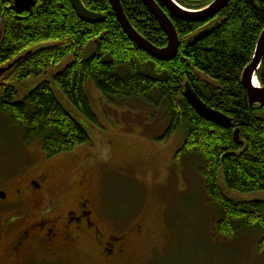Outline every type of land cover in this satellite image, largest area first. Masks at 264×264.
I'll use <instances>...</instances> for the list:
<instances>
[{"label": "trees", "instance_id": "16d2710c", "mask_svg": "<svg viewBox=\"0 0 264 264\" xmlns=\"http://www.w3.org/2000/svg\"><path fill=\"white\" fill-rule=\"evenodd\" d=\"M174 1L198 11L215 0ZM34 2L30 12L19 13L14 0H0V68L14 65L0 79V116L24 142L39 143L55 159L93 146L81 124H98L85 92L88 81L110 104L142 101L162 110L169 122L165 139L185 134L176 158H200V174L219 213L218 233L233 238L240 231L254 232L264 253V203H236L221 185L224 181L229 191L242 195L264 193V108L250 106L242 84L264 32V0H231L205 23L177 19L162 7L181 41L171 62L156 60L129 40L110 0H82L86 9L106 17L96 25L81 21L70 0ZM120 2L140 36L159 49L167 47L165 33L141 0ZM92 43L95 53L86 58ZM70 57L71 65L50 75ZM41 77L49 79L36 85ZM257 77L264 87V59ZM188 90L230 119L231 127L200 117L185 97Z\"/></svg>", "mask_w": 264, "mask_h": 264}, {"label": "rangeland", "instance_id": "374dc122", "mask_svg": "<svg viewBox=\"0 0 264 264\" xmlns=\"http://www.w3.org/2000/svg\"><path fill=\"white\" fill-rule=\"evenodd\" d=\"M94 53L92 43L85 57ZM72 62L73 57L68 58L50 75L63 72ZM47 79L41 77L36 85ZM85 92L98 124H81L93 146L54 159L63 172L53 183L71 191L67 203L75 192H83L94 203L99 221L117 235L142 225L143 232L129 237L134 264H264L254 232L240 231L233 238L218 233L219 213L200 174V158H176L185 134L165 139L169 122L162 110L142 101L110 104L92 81L86 82ZM47 163L41 145L24 142L0 116V188L19 187ZM79 181L82 188H77ZM221 185L236 203H264V193L242 195L229 191L224 181ZM1 213L0 229L5 217Z\"/></svg>", "mask_w": 264, "mask_h": 264}, {"label": "flooded vegetation", "instance_id": "af4514ba", "mask_svg": "<svg viewBox=\"0 0 264 264\" xmlns=\"http://www.w3.org/2000/svg\"><path fill=\"white\" fill-rule=\"evenodd\" d=\"M47 162L19 187L0 188V212L5 214L0 264H134L129 237L143 232L142 225L117 235L99 221L94 203L83 192H75L67 203L71 191L53 183L63 170L54 158L47 157ZM82 186L79 181L77 188ZM141 258L149 261L148 256Z\"/></svg>", "mask_w": 264, "mask_h": 264}, {"label": "water", "instance_id": "95a60500", "mask_svg": "<svg viewBox=\"0 0 264 264\" xmlns=\"http://www.w3.org/2000/svg\"><path fill=\"white\" fill-rule=\"evenodd\" d=\"M148 9L152 17L157 21L168 41L166 48L159 49L146 41L129 23L120 0H110L113 11L120 23L124 33L129 40L141 51L151 55L158 61L171 62L175 60L180 52L181 41L173 21L164 11H168L177 19L191 23H205L215 19L230 3L231 0H215L206 8L198 11H192L182 8L174 0H141ZM71 5L78 18L88 24L96 25L106 22V17L89 11L85 8L82 0H70ZM34 0H14V8L19 13L30 12L34 7ZM162 5V6H161ZM164 9H163V8ZM208 31L198 35L195 40L203 37ZM264 59V32L258 43L256 53L252 63L245 69L242 76V84L247 92L251 107L260 106L264 108V87L255 86V79L260 71ZM14 65L7 68H0V79L7 72L11 71ZM185 97L192 108L203 119L215 123L220 127H231V121L225 115L214 111L208 107L200 97L191 90L186 91ZM238 137V132H236Z\"/></svg>", "mask_w": 264, "mask_h": 264}, {"label": "bare ground", "instance_id": "6f19581e", "mask_svg": "<svg viewBox=\"0 0 264 264\" xmlns=\"http://www.w3.org/2000/svg\"><path fill=\"white\" fill-rule=\"evenodd\" d=\"M255 86H257V83H255Z\"/></svg>", "mask_w": 264, "mask_h": 264}]
</instances>
